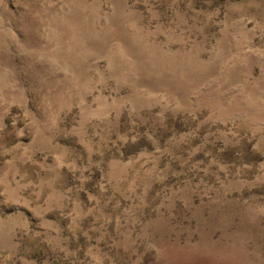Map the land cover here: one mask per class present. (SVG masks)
<instances>
[{
    "label": "rangeland",
    "instance_id": "obj_1",
    "mask_svg": "<svg viewBox=\"0 0 264 264\" xmlns=\"http://www.w3.org/2000/svg\"><path fill=\"white\" fill-rule=\"evenodd\" d=\"M0 264H264V0H0Z\"/></svg>",
    "mask_w": 264,
    "mask_h": 264
}]
</instances>
